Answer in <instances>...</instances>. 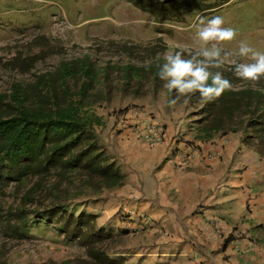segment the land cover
<instances>
[{
  "label": "trees",
  "instance_id": "trees-1",
  "mask_svg": "<svg viewBox=\"0 0 264 264\" xmlns=\"http://www.w3.org/2000/svg\"><path fill=\"white\" fill-rule=\"evenodd\" d=\"M125 1L162 22L177 19L208 0ZM164 62L162 56L143 65L130 59L101 64L84 55L61 62L53 71L35 74L33 81H16L8 94L0 95V199L15 187L24 190L25 203H37L21 208L23 233L29 232L30 223L38 227L54 224L58 232L84 247V258L77 264H125V258L113 255L119 235L99 227L96 215L82 210L86 201L77 199L126 184L122 165L101 137L110 116L107 105L116 92L138 96L148 78L158 82L159 66ZM133 84L136 88L132 90ZM168 93L170 101L175 93ZM183 99L175 106L193 108L189 115L200 117L190 127V142L237 132L244 133L245 143L252 138L264 142L262 88L234 83L212 102H201L199 93L187 103ZM0 264L7 262L0 257Z\"/></svg>",
  "mask_w": 264,
  "mask_h": 264
},
{
  "label": "rangeland",
  "instance_id": "rangeland-1",
  "mask_svg": "<svg viewBox=\"0 0 264 264\" xmlns=\"http://www.w3.org/2000/svg\"><path fill=\"white\" fill-rule=\"evenodd\" d=\"M215 16L224 19L225 27L237 31L236 40L222 46L224 51H238L240 40L264 51V0H208L200 8L185 10L179 18L162 22L125 0H0V95L8 94L16 81H33L35 74L53 71L61 62L84 55L92 56L101 64L108 60L130 59L143 65L164 57L168 51L175 52L185 47L194 50L196 26L201 19L207 21ZM147 49L148 52L145 51ZM243 60L233 55L220 69L214 70L221 71L238 87L253 86L264 90V77L258 82L248 83L234 75L233 61ZM134 88L133 84L132 90ZM127 94L116 92L107 105L110 116L101 133L107 148L115 149L118 136H126L125 133L131 131V119L127 115L132 116V110L148 113L152 120H159L164 130H172L174 137L192 138L190 127L200 117L189 115L193 108L187 110L185 106L170 105L169 93L163 88V82L155 83L150 77L140 95ZM229 137L233 140L229 146L238 148L240 137V148H249L264 157V142L259 139L252 138L245 143L243 132L231 133ZM221 143L219 141L216 147ZM123 159H118V163L127 166V159ZM121 188L77 199V202L86 201L82 210L96 215L98 226L104 227L101 222L104 218L113 220L123 216L122 212L115 217L105 213ZM23 194V189L13 187L0 199V257L7 264L61 263L66 260L77 264L76 261L84 258V247L77 240L72 241L58 232L54 224L38 227L30 223L27 227L29 232L23 233L21 208L29 204L23 201ZM36 204L34 201L28 206L33 208ZM133 214L137 212L129 211L127 216ZM140 219L137 215L132 221ZM12 227L17 230H12ZM142 227L145 226L131 227L132 234ZM107 228L114 233L109 226ZM10 230L12 234L8 233Z\"/></svg>",
  "mask_w": 264,
  "mask_h": 264
},
{
  "label": "crops",
  "instance_id": "crops-1",
  "mask_svg": "<svg viewBox=\"0 0 264 264\" xmlns=\"http://www.w3.org/2000/svg\"><path fill=\"white\" fill-rule=\"evenodd\" d=\"M125 134L109 150L127 159L126 184L105 212L124 217L101 221L119 235L115 257L125 258V264H264V157L240 148V137L238 148L229 146V138L212 161L195 158L187 166L181 165L184 149L172 130L161 144ZM201 148L205 154L212 150L210 144ZM132 210L140 221H130ZM136 225L145 227L135 234L125 230ZM235 230L246 236L239 240L242 250L249 238L253 247L239 253L236 241L226 244Z\"/></svg>",
  "mask_w": 264,
  "mask_h": 264
},
{
  "label": "clouds",
  "instance_id": "clouds-1",
  "mask_svg": "<svg viewBox=\"0 0 264 264\" xmlns=\"http://www.w3.org/2000/svg\"><path fill=\"white\" fill-rule=\"evenodd\" d=\"M224 25L225 21L220 16H215L207 21L201 19L200 24L196 26V47L194 50L185 47L164 54L165 62L159 66L157 75L163 81V88L175 93L174 98L169 101L170 105H176L182 98H184L183 102L187 103L188 99L196 93H199L201 102L208 103L220 98L226 90H231L233 85L224 77L223 73L221 71L213 72L212 69H220L233 55L244 58L243 62L233 61L234 75L239 80L255 83L264 77V51L256 50L245 40L238 41V51H224L222 46L237 38L236 29ZM131 114L132 116L127 115V117H130L131 120L132 117L137 118L129 123V129L139 139L151 144L164 142L167 129L164 130L159 120H152L148 113H137L132 110ZM152 124L157 127L158 133L154 132V134L160 137L159 141H149L144 136ZM177 134L179 133L177 132ZM190 135L192 136L191 132ZM185 137L189 138V136ZM219 137H223V139L219 140ZM229 138V135H219L207 142L192 143L190 141L193 138L185 139L175 136L176 142L181 143L184 149L180 153L181 165L190 166L195 158L212 161L219 148V146L216 147V144L219 141L225 144L224 142H228ZM203 144H210L212 150L205 154L201 148ZM125 230L130 232L131 228L126 226ZM228 239L232 241L233 237L229 236L226 240Z\"/></svg>",
  "mask_w": 264,
  "mask_h": 264
},
{
  "label": "built area",
  "instance_id": "built-area-1",
  "mask_svg": "<svg viewBox=\"0 0 264 264\" xmlns=\"http://www.w3.org/2000/svg\"><path fill=\"white\" fill-rule=\"evenodd\" d=\"M154 132L158 133V130H157V127L154 124H152L150 130L144 133L145 138L149 141H154V140L159 141L160 137L158 135H155ZM134 216H136V214H133V216H131V217L133 218ZM146 222L150 224L151 218H147ZM230 236L233 237L234 242L236 241V248L235 249L239 253L240 252H246L247 249L253 247V245L255 244V241L253 239L249 238V242H248L249 245L247 246V248H245V250H242V247L239 243V240L246 237L244 232L235 230V231H233V233Z\"/></svg>",
  "mask_w": 264,
  "mask_h": 264
}]
</instances>
